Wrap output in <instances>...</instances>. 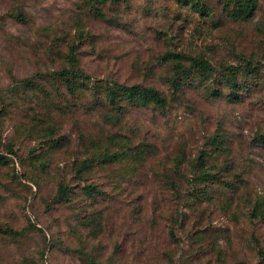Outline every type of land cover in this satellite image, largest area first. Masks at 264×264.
I'll return each instance as SVG.
<instances>
[{
  "label": "rangeland",
  "instance_id": "obj_1",
  "mask_svg": "<svg viewBox=\"0 0 264 264\" xmlns=\"http://www.w3.org/2000/svg\"><path fill=\"white\" fill-rule=\"evenodd\" d=\"M191 1L0 0V264H264V0Z\"/></svg>",
  "mask_w": 264,
  "mask_h": 264
},
{
  "label": "trees",
  "instance_id": "obj_2",
  "mask_svg": "<svg viewBox=\"0 0 264 264\" xmlns=\"http://www.w3.org/2000/svg\"><path fill=\"white\" fill-rule=\"evenodd\" d=\"M102 2L103 0H99ZM178 2L184 3V4H192V6L200 11L202 14H208L207 8L204 6H201L200 3L194 2L191 0H177ZM234 2V14L237 17H249L257 8V0H232ZM69 60L72 64L76 63V56H75V48H71V53L69 55ZM193 65L198 67L199 70L202 71V73L208 74L212 73L214 68L211 66V64L208 61L200 60V59H193ZM179 71H187L185 67L181 64L178 65ZM63 79L66 80L69 89L72 93H75L80 88L88 86L85 85V83H77V80L81 77L83 74L82 72L79 74L77 72L67 71L63 70L59 73ZM188 76V74H185ZM174 83L176 89H179L184 83L183 82H177L175 79L172 80ZM107 90V96L111 102V104L117 108L121 106V103L123 101H128L131 103L140 102L141 104H155L158 106H165L166 105V99L163 96L161 92L154 88H139L137 86H127L124 84H116L112 87H108ZM111 116V115H110ZM127 150V148L125 149ZM10 152H13V150H10ZM127 153H117V152H111L108 154H104L105 160L108 161H121L126 156ZM0 158H3L0 156ZM87 188V192H92L93 188L91 186H85ZM69 186H61L60 193L62 196L67 197L69 193ZM262 209L261 202H257L254 206V212L257 214Z\"/></svg>",
  "mask_w": 264,
  "mask_h": 264
}]
</instances>
